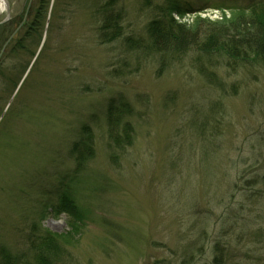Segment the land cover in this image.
<instances>
[{"label": "rangeland", "instance_id": "1", "mask_svg": "<svg viewBox=\"0 0 264 264\" xmlns=\"http://www.w3.org/2000/svg\"><path fill=\"white\" fill-rule=\"evenodd\" d=\"M8 2L0 257L34 262L39 231L58 264H264L262 60L199 46L169 58L147 33L174 7L199 35L248 29L264 0ZM112 108L124 112L123 145L110 137Z\"/></svg>", "mask_w": 264, "mask_h": 264}, {"label": "trees", "instance_id": "2", "mask_svg": "<svg viewBox=\"0 0 264 264\" xmlns=\"http://www.w3.org/2000/svg\"><path fill=\"white\" fill-rule=\"evenodd\" d=\"M253 5L254 4H252V6ZM252 6H249L246 11L250 16L254 15L255 11L259 9V7L251 9ZM177 9L176 7L172 8L169 14L164 16L165 18L163 20H155L149 24L147 33L150 45L148 44V47L152 49L153 54L160 55L165 53L169 55V58L174 55L179 57L183 56L185 51L199 46L198 49L206 55L223 52L228 57L242 59L244 55H253L257 59L262 60L264 64V18L248 29L245 24H240L237 26L239 28H232L233 32L226 35L223 32H212L206 35H199L200 32L198 33L197 27L190 31L186 26L178 24V22L175 21L173 13L176 12ZM246 12H239L240 14H236V16H238L237 18L241 19L240 15H245L247 14ZM106 28L107 25L102 24V28H100V33L102 35H104L105 32L107 33ZM30 31H32V28L28 30V33H30ZM129 43L131 42L129 41ZM135 43H138L137 49L139 50L146 48L144 45L140 44V41ZM121 110V108H112L108 117L109 127L110 129L112 128L110 137L112 142L116 145H123L125 140H130V135L128 133H125L123 136L116 135L117 127L120 125V119L122 118L124 121V112L121 114ZM113 133L115 134L113 135ZM91 138L92 137H87L85 140L86 148L84 152L86 153L93 149ZM78 160H81V158L79 157ZM67 207V210H69L68 213L75 216V212L70 203L67 204ZM29 242L31 248L30 252L33 256L32 259H35L34 262L26 255L16 259V257L11 258L6 254V256L3 257L2 255L0 257V264H58L60 261L58 251L52 245L54 241L50 238L48 239L47 235H42L39 231L34 232V235L31 234Z\"/></svg>", "mask_w": 264, "mask_h": 264}, {"label": "bare ground", "instance_id": "3", "mask_svg": "<svg viewBox=\"0 0 264 264\" xmlns=\"http://www.w3.org/2000/svg\"><path fill=\"white\" fill-rule=\"evenodd\" d=\"M8 6H9L8 0H0V17L4 13H6Z\"/></svg>", "mask_w": 264, "mask_h": 264}]
</instances>
